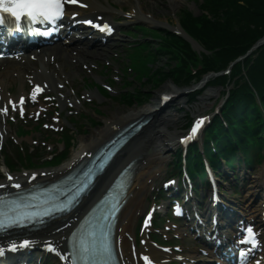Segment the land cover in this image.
<instances>
[{"label": "bare ground", "instance_id": "bare-ground-1", "mask_svg": "<svg viewBox=\"0 0 264 264\" xmlns=\"http://www.w3.org/2000/svg\"><path fill=\"white\" fill-rule=\"evenodd\" d=\"M107 1V0H106ZM117 3H120L121 0H114ZM126 3H132V0H124ZM86 3H92L95 7H100L107 12H113L110 7L104 4H98L96 0H84ZM185 0H168V3L172 9V11H177L181 5H183ZM121 6V5H119ZM130 16L133 18L129 20H147L142 15L143 9L141 2L137 1L136 4H132L130 7ZM89 10H93V8H89ZM152 20H155L154 18ZM11 67L5 70L6 74H11ZM163 91L173 94L175 97H180L181 90L176 89L171 84L167 83L163 87ZM177 95V96H176ZM206 95L212 96L213 93H206ZM157 97V96H156ZM174 97V98H175ZM160 98L154 100L153 103H148L146 105L131 109L128 112H121L113 113L110 115H105L103 119V123L96 128H93L88 133H86L85 138L81 140L78 144L77 148L74 150L72 157L69 161L60 165L55 169H46L45 171H49L47 176L58 175L67 169L69 166L73 165L76 160L79 158V154L82 153L84 150H90L95 144H97L103 137L109 136L113 131L114 127L118 124H121L127 120H131L138 115H145L149 116V122L145 126V129L141 131L138 135L134 137V139L123 147L122 151L120 152L121 155L117 158L119 163L117 165L126 162V159L132 157L137 158L138 161L142 159V162L145 165L148 164H159L163 161L165 157V152L168 151L165 147L164 141L171 139L176 135L175 132H166L164 130V126L172 124V121L176 120V115L173 113H167L164 107H166V102H169L171 99H167L165 101V105L163 108L158 110L156 107L154 109V105L158 103ZM157 101V102H156ZM1 105V104H0ZM1 109V107H0ZM144 112V114H143ZM115 114V115H114ZM163 157V158H162ZM145 161V162H144ZM264 165V161H263ZM138 167L141 170L138 172L136 171L134 174V180L129 187V195L127 199V203L121 213L120 219L118 221L116 230L119 233V246H120V253L123 258V264H132L131 263V252L129 251V242L126 239V232L131 235V230L136 218V212L140 210V208L144 204L145 192L149 187V182L154 179L155 175L154 172L148 171V169L138 164ZM64 168V170H62ZM115 167L106 170L97 180V187L103 185V183L108 179L110 173ZM40 177V176H39ZM264 181V167L260 170H256L254 172V180L253 182H263ZM264 193V191H263ZM74 214H70L69 216L65 217L63 221H59L54 225H51L44 229L43 231L39 232L38 234L34 235L35 239H38L40 236H44L45 239H49L54 244H61L63 242L62 237L64 233L68 229L67 224ZM141 252L146 253L150 258L155 252H158V249L150 245L147 241L142 243ZM189 258H196L197 251L191 250L187 253Z\"/></svg>", "mask_w": 264, "mask_h": 264}, {"label": "snow or ice", "instance_id": "snow-or-ice-1", "mask_svg": "<svg viewBox=\"0 0 264 264\" xmlns=\"http://www.w3.org/2000/svg\"><path fill=\"white\" fill-rule=\"evenodd\" d=\"M76 3L77 0H0V25L6 23V16L13 19L15 28L20 29L22 23L27 21L29 24L37 23H55L57 20L61 19L64 15V9L66 3ZM75 15V13L73 14ZM81 23L92 24L93 27H97L101 31L111 32V27L107 24H95L93 21L84 20ZM47 34V33H46ZM40 86H37L32 94V99L35 101L36 94L41 91ZM24 98L20 99V104L23 105ZM13 110L16 109L15 102H12ZM0 112L7 114L8 108L4 107L0 109ZM204 117L198 118L194 121L187 136L181 138V142H186L192 139L196 134L198 129L201 127ZM9 180H12L11 176H8ZM4 184H0V188H4ZM13 187L20 188L19 184H14ZM45 204L48 201L44 202ZM34 206L31 204L23 203L21 199L10 200L7 203L0 198V230H4L8 227L22 225L26 221L35 220L41 215L39 211H29V209ZM54 207V205H53ZM61 211L66 209H59ZM116 207L113 206L112 211L103 217L104 221H108L109 216L115 214ZM44 215L50 214V209L45 208L43 210ZM151 219V213H149L148 218L145 220V227ZM97 227L99 228L100 239H97ZM112 225L110 222L101 223L97 222L96 226L91 227L86 234L81 233L73 245V252L71 253L73 264H107V261L112 257V248L108 242L109 231ZM247 236L242 241V243H250L253 246L256 244L255 233L252 228L246 229ZM74 237H77L76 233H73ZM32 242L29 240H23L20 242L19 247L30 246ZM45 247L56 253L61 260L65 259V256L60 254L53 243L48 242ZM9 248L13 251L16 250L17 244L12 242L9 244ZM4 249L0 248V254H3ZM243 256L244 253L242 252ZM142 259L146 264H152V261L148 256H143Z\"/></svg>", "mask_w": 264, "mask_h": 264}, {"label": "trees", "instance_id": "trees-1", "mask_svg": "<svg viewBox=\"0 0 264 264\" xmlns=\"http://www.w3.org/2000/svg\"><path fill=\"white\" fill-rule=\"evenodd\" d=\"M246 7H242L245 13L243 15L232 18L230 17L224 27H215L217 33L212 36V43L230 42L231 44H242L254 39V36L259 34L264 28V0H245ZM243 11V12H244ZM248 16L245 18V16ZM237 27L232 29L231 22ZM256 65L257 72H264V48L260 51ZM251 72H255L254 69Z\"/></svg>", "mask_w": 264, "mask_h": 264}, {"label": "rangeland", "instance_id": "rangeland-1", "mask_svg": "<svg viewBox=\"0 0 264 264\" xmlns=\"http://www.w3.org/2000/svg\"><path fill=\"white\" fill-rule=\"evenodd\" d=\"M140 1L142 2L143 10L144 11H149L152 16H154L157 19L161 20V23L149 22L148 24L147 23H145V24H147L148 26L149 25L150 26H156L157 28L158 27L164 28L166 26V24H165V20L166 19H168V22L170 23L169 26H170V25H173L174 24L175 17L176 16L181 17L182 11H184V10H193L192 9L193 7L191 8V6H193L192 2H194L196 0H185L184 4L181 5V7L177 11H172V9H171V7H170V5L168 3V0H140ZM243 11L240 14V16L243 15V13L246 12V11H244V12ZM193 12L194 13H197L194 10H193ZM247 17L248 16L246 15L245 18H247ZM138 23H143V22H138ZM231 27H232V29H237V27L235 25H233V21L231 23ZM133 35L136 36V37H138L137 34H133ZM126 57L127 56L124 55L121 60H122V62L123 61H126V63L128 64V61H127V58ZM165 57L166 56H163V58H159V61L158 62L160 63L162 61L160 63V65L162 64L161 66H164V62L163 61L165 60ZM121 67L125 68L126 66L123 65V64H121ZM162 69L165 70V68H162ZM131 75H133V74H131ZM167 82L163 83L160 86L159 89H163L164 84H166ZM133 86H135V88H138L137 87L138 85L136 83H134ZM152 91L153 90H151V93H152ZM153 93H154L153 95H156L157 92L156 91H153ZM96 107H98V109L102 112V115H101V112L99 110H97V112L93 114V113H91V108H87L89 114H85L84 116L81 117V119L86 120L88 123H92L93 121H99L100 122V120H101L104 112L106 114V113H109L108 112L109 110L119 109L120 105H118V100L116 98H107L105 104L98 105ZM82 133H83L82 130H80L78 132L79 135L75 136V141L78 140L79 136L82 135Z\"/></svg>", "mask_w": 264, "mask_h": 264}]
</instances>
